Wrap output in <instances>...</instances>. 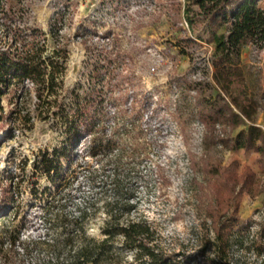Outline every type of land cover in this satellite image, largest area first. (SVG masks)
Here are the masks:
<instances>
[{"label": "rangeland", "instance_id": "374dc122", "mask_svg": "<svg viewBox=\"0 0 264 264\" xmlns=\"http://www.w3.org/2000/svg\"><path fill=\"white\" fill-rule=\"evenodd\" d=\"M183 3L9 0L18 21L40 28L49 39L59 29L69 50L67 87L87 83L95 56L110 53L104 84L112 97L94 135L79 139L71 162L63 161L65 179L57 185L34 164L42 152L68 144L63 128L54 118L31 119L35 100L22 107L5 104L8 112L20 114L0 130V224L26 219L24 234H43L49 226L43 222L45 204L51 214L54 205L74 214L90 203L102 207L119 198L124 206L133 200L131 216L148 220L160 247L181 264H264V142L256 143L260 150L234 148L235 138L251 124L234 100L256 108L253 122L264 132V48L244 46L242 76L222 91L212 77L211 35L205 27L191 30ZM258 7L264 9V0ZM191 82L202 83L201 97L189 89ZM208 83L221 95V105L241 115L237 122L209 130L200 120L196 99L211 94ZM92 137L112 145L91 157ZM117 165L118 197L111 182ZM100 216L88 225L94 236L100 234Z\"/></svg>", "mask_w": 264, "mask_h": 264}, {"label": "trees", "instance_id": "16d2710c", "mask_svg": "<svg viewBox=\"0 0 264 264\" xmlns=\"http://www.w3.org/2000/svg\"><path fill=\"white\" fill-rule=\"evenodd\" d=\"M259 1L184 0V13L191 30L197 33L205 27L211 35L214 44L212 77L215 86L222 91L227 92L234 77L242 76L244 46L252 44L257 50L264 48V9L258 7ZM58 31L54 30L49 39L40 28L18 21L9 0H0V130L14 117L12 115L20 114L16 109L8 112L5 104L22 107L35 100L34 116L28 114L31 119L54 118V124L63 128L68 144L62 149L55 148L52 154L42 152L34 164L36 171L45 174L54 185L65 179L63 161L71 162L72 147L79 139L94 135L112 97V90L108 91L104 84L110 75L107 66L112 61L108 52L95 56L87 83L73 88L66 86L69 50ZM26 83L28 87L24 86ZM187 85L200 96L201 82ZM215 86L208 83L206 87L211 94L196 99L197 115L207 129L230 120L237 122L242 115L251 124L235 138L234 148L257 147L258 141L264 142V132L253 122L256 108L249 110L234 100L241 115L236 114L230 106L220 104L221 95L213 94ZM111 143L107 140L104 145L92 137L89 155H102L103 147ZM117 169L118 165L111 179L116 197ZM5 197L4 192L3 201ZM114 199L104 202L102 207L94 203L77 207L74 214L63 211L61 205H54L56 210L51 214L49 205L45 204L43 222L49 226L43 234H24L26 219L19 224H15V220L2 222L0 264H181V260L160 247L155 238L157 231L148 220L131 216L133 200L119 206L116 200L119 198ZM98 214L103 224L99 236H94L89 233L88 225ZM222 237V232L215 236L220 253L224 245Z\"/></svg>", "mask_w": 264, "mask_h": 264}]
</instances>
